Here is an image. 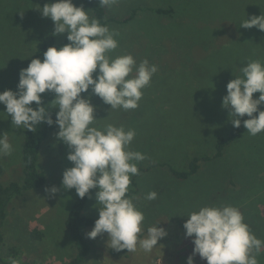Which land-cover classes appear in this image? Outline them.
<instances>
[{
    "label": "rangeland",
    "instance_id": "obj_1",
    "mask_svg": "<svg viewBox=\"0 0 264 264\" xmlns=\"http://www.w3.org/2000/svg\"><path fill=\"white\" fill-rule=\"evenodd\" d=\"M48 2L51 0H0V91H15L19 71L32 58L43 59L36 53L41 43L50 39L60 43L67 38L66 32L53 34V21L41 15L40 8ZM72 2L83 5L92 18L82 0ZM169 7L174 9L171 15L155 11ZM133 9H137L136 13L128 22L120 24L112 19L106 26L118 33V47L110 56L131 54L137 65L147 59L158 68L142 90L139 106L111 109L91 94V88L81 96L88 97L95 106L92 127L103 130L113 124L126 131L135 130L129 150L146 157L135 162L139 169L136 193L128 197L144 215L138 240L146 238L148 228L157 223L167 235L151 252H145L139 243L135 252H113L107 244V233L90 239L87 233L92 227H83L89 253L81 264H186L194 245L192 238L185 236L183 224L187 215L200 207L235 206L249 229L254 223L264 231V206L258 204L261 215L255 217L256 222L244 208L256 195L249 188L262 186L264 190V166L261 168V163L252 158L253 152L258 157L263 155L257 152L260 147L256 143L264 145V132L252 136L244 127L245 131L220 158L203 162L199 172L187 180L175 179L168 166L182 169L193 156L211 155L214 139L232 125L230 108L222 107V97L226 95L227 82L243 75V66L253 60L264 63V31L241 26L251 16L264 15V0H117L107 13L120 19ZM95 75L94 72V78ZM41 95L45 106L54 98L51 92ZM258 96V92L253 93L254 98ZM31 106L35 108V102ZM258 107L264 110V104ZM24 130L11 124V116L0 103V133L8 136L13 148L10 155L0 156L1 185L21 176ZM57 131L58 126L40 144L37 166L45 173L44 183L14 196L7 207L0 245V259L5 262L0 260V264H12L13 260L20 264H67L76 253L64 221L78 196L74 188L65 189L61 184L62 172L72 162L67 159V145L55 136ZM52 186L58 189L55 195L45 191ZM131 187L130 183L128 189ZM96 191L90 190L91 198L82 212L98 218ZM149 191L157 193L155 200L146 199ZM244 193L252 199L241 200ZM232 198L241 203H232ZM34 228L42 232V238L31 235ZM12 249L16 256H11ZM263 251L264 246L256 257L258 263ZM193 260L194 264H207L198 254Z\"/></svg>",
    "mask_w": 264,
    "mask_h": 264
},
{
    "label": "clouds",
    "instance_id": "obj_2",
    "mask_svg": "<svg viewBox=\"0 0 264 264\" xmlns=\"http://www.w3.org/2000/svg\"><path fill=\"white\" fill-rule=\"evenodd\" d=\"M98 2L111 8L117 0ZM40 12L53 21V34L67 33L68 43L49 46L42 60L32 58L27 67L19 71L16 90L0 91V103L5 105L11 124L17 128L35 132L42 122L58 126L55 136L67 145V159L72 162V166L62 172L63 188H74L81 199L91 198L90 190L97 189L98 218L87 233L88 238L107 233V244L116 251L135 252L139 243L145 252H151L167 231L157 223L148 228L146 238L138 240L144 215L126 195L131 176L139 174L135 162L146 158L139 151L129 150L135 130L126 131L123 126L113 124H107L103 130L92 127L96 120L95 106L81 93L91 88V94L111 109H136L142 90L158 68L147 59L137 65L131 54L110 56L118 47L115 38L118 33L96 18H90L83 5L76 6L72 0H51ZM241 26H255L264 31V15L251 16ZM240 71L242 76L227 82L221 105L230 108L229 116L235 128L240 127L241 117L247 115L243 125L255 136L264 132V110L258 107L264 104V63L253 60ZM45 92L54 94L47 106L42 102L41 94ZM257 92L259 96L254 98L253 93ZM33 102L35 108L31 106ZM49 108L57 109L55 120ZM12 151L8 136L0 133V156L10 155ZM45 191L55 195L58 189L52 186ZM156 198L155 191L146 194L147 200ZM183 228L194 245L186 264H194L193 257L197 254L207 264H258L256 257L264 241L250 231L235 206L200 207L187 215ZM12 264H20V261L13 260Z\"/></svg>",
    "mask_w": 264,
    "mask_h": 264
},
{
    "label": "trees",
    "instance_id": "obj_3",
    "mask_svg": "<svg viewBox=\"0 0 264 264\" xmlns=\"http://www.w3.org/2000/svg\"><path fill=\"white\" fill-rule=\"evenodd\" d=\"M91 10L92 12V18H96L99 20L100 24L106 25V23L112 19H115L118 23L124 24L128 22L132 17L135 15L137 9H133L132 12L123 17V18H112L108 16L107 8L100 5L98 0H82ZM173 8L169 7L167 9L164 8H156L155 11L159 14H172ZM65 43H68L67 38H65L60 43H54L53 40H49L47 42H43L40 44L39 49H37L36 53L37 55H40L43 57V52L46 51V49L49 46H63ZM262 110V109H260ZM57 109H52L50 111V114L55 120V113ZM257 113H254L253 115H256ZM247 115L244 117H241V125L239 128L233 127L231 125L226 131V133H222L223 135H218L214 139L213 143V153L211 155H201V156H193L191 157L185 164V167L182 169H175L172 166H169V172L170 174L178 180H187L189 176L196 174L199 172V169L201 167V164L203 162L210 161L212 159L220 158L227 146H229L233 141L237 140L239 136L242 134V132L245 131L243 120L247 119ZM57 125L54 123L52 126H49L46 123H43L42 126L38 129H36L35 132L28 131L27 129L24 130L23 139H22V145H21V156H20V162H21V176L16 181H10L6 183L5 185L0 184V245L3 242V233H2V226L4 219L6 217L7 207L11 201V199L14 196L22 195L25 191L33 188L40 187L44 181H45V173L42 169H40L37 166V159L39 154V148L41 142L49 135V133L54 130V128ZM244 130V131H243ZM264 142V141H263ZM258 147H260L259 154L262 152V157H258L254 152L252 154V158L257 159L261 163V168L264 166V145H260V143H256ZM257 147V148H258ZM256 148V149H257ZM258 162V163H259ZM253 173V172H251ZM134 175L131 179L132 187L128 189V192L126 195L128 197H131L135 195L136 193V182H135ZM254 190L252 188H249V191H253L256 193L255 198L252 199L250 195H245L240 198L243 199H252L250 201H247L244 205V208L246 207L248 216L256 222L255 217L261 215L260 209L258 208V204L261 203L264 206V190H262V186H254ZM247 190V191H248ZM248 191V192H249ZM88 199V196L81 199L77 197L74 202L72 203V206L70 207L67 216L64 221V226L68 230V232L71 235V238L74 241V245L76 248V253L74 257L67 263V264H81L84 258L89 253V244L84 238L82 234V228L86 226H94V221L97 219L92 216H87L83 214V208L85 206V203ZM239 199L232 198V203H235L238 205V203L241 201H238ZM253 223V222H252ZM254 227L250 229V231L261 241H264V231L263 228H259L253 223ZM31 235L36 238H42L43 234L42 232L34 228L31 232ZM113 252L116 251L114 249H111ZM123 250V249H122ZM11 256H16L17 252L15 249H12L10 251ZM263 258L259 261L258 264H264V251L262 252ZM2 262H5L3 258L0 259Z\"/></svg>",
    "mask_w": 264,
    "mask_h": 264
}]
</instances>
